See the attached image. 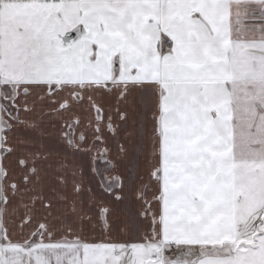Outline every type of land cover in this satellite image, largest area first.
<instances>
[{
  "label": "snow or ice",
  "instance_id": "1",
  "mask_svg": "<svg viewBox=\"0 0 264 264\" xmlns=\"http://www.w3.org/2000/svg\"><path fill=\"white\" fill-rule=\"evenodd\" d=\"M197 2L194 54L170 42L164 66L128 47L83 64L0 51V264H264V202L217 197H264V74L246 123L220 102L232 81L213 83L239 75L225 40L264 56V0Z\"/></svg>",
  "mask_w": 264,
  "mask_h": 264
},
{
  "label": "rangeland",
  "instance_id": "2",
  "mask_svg": "<svg viewBox=\"0 0 264 264\" xmlns=\"http://www.w3.org/2000/svg\"><path fill=\"white\" fill-rule=\"evenodd\" d=\"M127 1L133 0H123L122 4L120 0H59V2L57 0H27L24 3L6 0L3 5H0V16L5 21L3 26H0V34H2L0 35V51L4 52L10 62L13 59H23L25 56L40 49L46 52L64 51L70 53L69 56L60 57V63H88L94 54L93 46L95 45L96 48L100 46L96 41L97 39H95V35L92 36L91 34L86 37L87 35L84 34L85 36H81L79 39H70L66 42L63 41V36L81 23L80 21L84 17L83 13L92 6L96 8L95 12L92 11L85 15L91 28H96L98 24L102 32L104 28L100 23L102 20L100 13L108 16L105 17L108 22L105 36L98 33V40L107 46V60L111 61L115 54L124 50L125 47L142 52L144 46L139 41V37L133 38V35L138 36L135 30L137 27L136 20L133 19L137 9L135 6L130 8L123 6V12V8L120 6V4L123 5ZM181 2L182 0H177L176 4ZM103 6H106L108 11H102ZM189 7L190 10L188 8H183L182 10L175 8V13H180L181 15L187 12L193 18V23L201 25L199 18L193 17V14L200 10L199 3L192 4ZM224 15H227V9H225ZM9 24L20 25V27H9ZM202 29L203 27L199 30L194 27L198 37ZM93 32L97 34V31ZM112 35L117 36L118 39L110 38ZM233 36L240 40H247L250 37V33L241 27L233 33ZM149 39L145 47L148 45L152 46V37H149ZM165 39L163 37L160 44L156 43L157 49L159 46V51L161 52L169 47L165 44ZM122 42L125 43L124 48H121ZM224 44L225 47L232 49L233 57L231 63L239 70V75L236 76L234 73L226 72L221 68L216 77H218L217 80L223 79V81H220L223 85H225V81H232L229 98L232 100V109L234 110L236 121L238 124L246 123L247 110L254 103L257 85L261 83L260 77L264 74V56L246 54L244 45L233 44L231 38L225 40ZM193 45V42L189 41L186 47L193 49ZM96 55L99 56L98 53ZM220 57L218 56L216 59L224 63L228 62L226 57ZM164 63L167 64L166 61L162 60L161 65L164 66ZM226 191L229 192L233 207L244 209L245 212L264 202V197L244 192L242 188ZM223 192L224 189L220 191V194L227 200V196ZM238 196L241 199L237 204L236 199Z\"/></svg>",
  "mask_w": 264,
  "mask_h": 264
},
{
  "label": "crops",
  "instance_id": "3",
  "mask_svg": "<svg viewBox=\"0 0 264 264\" xmlns=\"http://www.w3.org/2000/svg\"><path fill=\"white\" fill-rule=\"evenodd\" d=\"M254 2L258 3L257 0H254ZM121 4H120L121 8H123V6H126L128 8L135 6L137 9L136 11L137 13L133 15V19L136 20L137 27L135 28V30L138 36L133 35V38L139 37L138 38L139 41L141 42L142 46H144V48H142V53H147L148 51H151V53L153 54V58L159 63H162V60L159 57L161 51H159V46L157 49L156 43L158 42L160 44L161 39L165 37L166 41L173 42L175 46L180 47L184 52L194 54V51H195L194 48L192 49V48H189L188 46L186 47V45H187V42L189 41L193 42L194 44L193 37H196L197 39H199L198 34L194 30V27H196V29L199 30L203 27V25L193 23V18L190 17L187 12H186L187 14L184 13L181 15L180 13L179 14L175 13V8L176 9L180 8L179 10H182L183 8H188V10H190L189 6H191L192 4H198L197 0H182L181 3L175 4V5L170 4L165 9H158L156 8L154 4H149L147 7H144L136 3V0L127 1L123 5ZM182 4L185 5V7H183ZM261 6H264V5H261ZM95 9H96L95 7L91 6L88 11H85L83 13L84 17L82 18L80 22L85 28V31H86L85 34L87 35L86 37H88L91 34L92 36L95 35V39H97L96 40L97 43L100 44L98 49L102 50L97 53L99 55H104V52H107V48H106L107 46L98 40V33H100V35L102 36H105L104 34L106 33V30L108 28V22L106 21L105 17H108V16L107 15L104 16L102 13H100L102 15V18H101L102 20L100 19L101 20L100 23H101V26H103L104 28L102 32L100 31V27L98 24L96 25V28H91L88 20L85 18V15H87L88 13L92 11L95 12ZM101 10L108 11L106 10V6H103ZM123 12H124V8H123ZM92 30L97 31V34H94ZM82 36H85V35H82ZM149 37H152V46L150 47L148 45L147 47H145L148 44V41L150 40ZM110 38L118 39L117 36L115 35H112ZM172 46L173 44H170V47ZM124 47H125V43L122 44L121 48H124ZM170 47H168L167 49H169ZM167 49H165V51ZM164 65L166 64L164 63ZM216 76H215L213 83L214 84L218 83L221 88H224L223 83H220V81H223V79L217 80L218 77ZM229 99H230L229 90L226 89L225 92L222 94V99L220 102L223 104V103H226ZM229 115L231 116V112ZM229 187H230V182L228 183L221 182V186L217 188V197L221 202L225 201V198H223V196H221L220 194V191L223 189H224L223 193L225 196H227L226 197L227 200L230 199L229 192L226 191L229 189Z\"/></svg>",
  "mask_w": 264,
  "mask_h": 264
},
{
  "label": "flooded vegetation",
  "instance_id": "4",
  "mask_svg": "<svg viewBox=\"0 0 264 264\" xmlns=\"http://www.w3.org/2000/svg\"><path fill=\"white\" fill-rule=\"evenodd\" d=\"M76 27H78V29L80 30V31H78L79 34H78V37H77L79 39L82 35H84L86 33V31H85V28L83 27L82 23H79L73 29H75ZM165 44H167L170 47V42L169 41H166Z\"/></svg>",
  "mask_w": 264,
  "mask_h": 264
},
{
  "label": "water",
  "instance_id": "5",
  "mask_svg": "<svg viewBox=\"0 0 264 264\" xmlns=\"http://www.w3.org/2000/svg\"><path fill=\"white\" fill-rule=\"evenodd\" d=\"M78 29V27H76L75 29H73L72 31H70V32H74V31H76ZM70 32H66V34L63 36V41H68V40H70V39H77V37H78V34H79V32H76V36H74V37H71V38H69V39H67V40H65V37H66V35L68 34V33H70ZM82 33V32H81ZM80 33V34H81Z\"/></svg>",
  "mask_w": 264,
  "mask_h": 264
}]
</instances>
